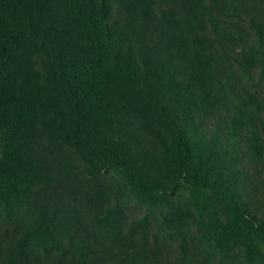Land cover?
I'll return each instance as SVG.
<instances>
[{
	"label": "trees",
	"instance_id": "1",
	"mask_svg": "<svg viewBox=\"0 0 264 264\" xmlns=\"http://www.w3.org/2000/svg\"><path fill=\"white\" fill-rule=\"evenodd\" d=\"M0 264H264V0H0Z\"/></svg>",
	"mask_w": 264,
	"mask_h": 264
},
{
	"label": "rangeland",
	"instance_id": "2",
	"mask_svg": "<svg viewBox=\"0 0 264 264\" xmlns=\"http://www.w3.org/2000/svg\"><path fill=\"white\" fill-rule=\"evenodd\" d=\"M257 169L258 168H254V170H251L250 172L253 173ZM142 213H143V209H141L137 206H134V205L131 208H129V210H128V216L129 217H137V216H140Z\"/></svg>",
	"mask_w": 264,
	"mask_h": 264
}]
</instances>
